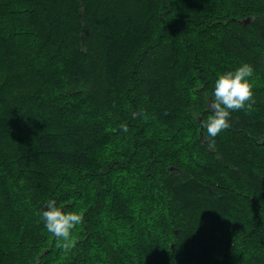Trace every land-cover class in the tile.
<instances>
[{"label": "trees", "instance_id": "16d2710c", "mask_svg": "<svg viewBox=\"0 0 264 264\" xmlns=\"http://www.w3.org/2000/svg\"><path fill=\"white\" fill-rule=\"evenodd\" d=\"M0 264H264V0H0Z\"/></svg>", "mask_w": 264, "mask_h": 264}, {"label": "clouds", "instance_id": "9594fccd", "mask_svg": "<svg viewBox=\"0 0 264 264\" xmlns=\"http://www.w3.org/2000/svg\"><path fill=\"white\" fill-rule=\"evenodd\" d=\"M253 67L241 62L236 67L216 74L211 94L210 114L202 120L208 137H216L230 125L229 117L235 110L251 108L253 96ZM43 223L48 232L57 239L62 238L63 247L71 246L73 230L82 222V216L76 211H66L54 200L47 202L40 210Z\"/></svg>", "mask_w": 264, "mask_h": 264}, {"label": "water", "instance_id": "95a60500", "mask_svg": "<svg viewBox=\"0 0 264 264\" xmlns=\"http://www.w3.org/2000/svg\"><path fill=\"white\" fill-rule=\"evenodd\" d=\"M249 21V19L247 21H245L244 23H247Z\"/></svg>", "mask_w": 264, "mask_h": 264}, {"label": "bare ground", "instance_id": "6f19581e", "mask_svg": "<svg viewBox=\"0 0 264 264\" xmlns=\"http://www.w3.org/2000/svg\"><path fill=\"white\" fill-rule=\"evenodd\" d=\"M247 20H248V19H247ZM247 20H246V21H247ZM247 23H248V22H247ZM245 24H246V23H245Z\"/></svg>", "mask_w": 264, "mask_h": 264}]
</instances>
